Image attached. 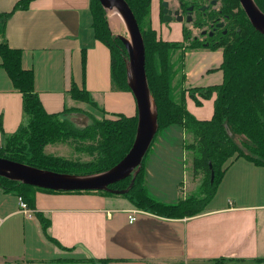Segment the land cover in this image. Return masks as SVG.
Here are the masks:
<instances>
[{"label":"crops","instance_id":"obj_1","mask_svg":"<svg viewBox=\"0 0 264 264\" xmlns=\"http://www.w3.org/2000/svg\"><path fill=\"white\" fill-rule=\"evenodd\" d=\"M18 1L0 0L1 42L20 51V65L32 71L34 91L47 113L80 126L88 123L73 111L87 107L70 95L76 84L107 118L136 115L132 93L111 89L110 51L94 36L90 0H32L15 8ZM159 14V0H152L151 26L165 34L177 24L169 36L179 40L180 23H161ZM106 18L111 30L120 27L108 13ZM221 61L220 48L185 49L183 87L219 85ZM185 95L189 113L199 120L211 118L215 94L203 99L196 93L199 105ZM26 122L23 97L1 66L0 55V147ZM184 139L181 128L169 126L153 138L142 160L146 190L162 203H176L177 188L187 184ZM219 182L234 196L210 200L202 213L183 218L138 209L123 196L42 189L29 191L33 204H26L33 213L27 217L19 210V196L0 189V264H74L83 259L106 264H264V166L233 159ZM133 210L135 220L129 222Z\"/></svg>","mask_w":264,"mask_h":264},{"label":"trees","instance_id":"obj_2","mask_svg":"<svg viewBox=\"0 0 264 264\" xmlns=\"http://www.w3.org/2000/svg\"><path fill=\"white\" fill-rule=\"evenodd\" d=\"M30 1L32 0H19L15 8L25 7ZM125 1L143 38L145 72L157 109L158 130L154 138L169 126L181 128L189 137L190 141H186L184 147L192 153L193 175L202 178L199 193L203 197L192 196L172 204L158 201L146 190L143 161L133 186L122 196L134 207L156 215L170 218L194 216L205 210L231 160L245 158L264 166V35L250 25L238 0H220V12L217 16L225 20L224 34L219 32L214 41L201 44L198 40L190 39L188 31L184 29L183 41L168 42L159 39L151 26L152 0ZM254 2L264 13V0ZM89 10L95 38L110 51L111 89L130 92L126 81L127 54L124 45L110 32L106 11L99 0H90ZM202 46L221 48L222 61L219 69L222 72V82L206 88L185 89L183 52L185 49ZM0 55L1 66L8 73L13 87L23 97V116L27 121L26 125L6 138L4 145L0 147V157L60 173L89 175L112 168L125 156L134 140L136 115L97 119L83 112L89 122L79 126L72 119L49 114L34 91L32 71L25 70L20 65V51L1 42ZM186 92L197 105L200 102L195 97L196 93L203 99H209L215 94L210 119L199 120L188 112L185 106ZM70 95L75 100L97 107L83 86L73 84ZM65 110L73 109L65 107ZM235 136H242L250 142L247 150L238 145ZM57 142L70 144L75 151L87 155L88 160L67 159L45 152L46 146ZM129 183L130 177L110 187L125 189ZM0 189L12 191L31 206L33 198L29 191L40 188L0 177ZM46 226L45 222L43 228ZM106 262L83 259L75 264Z\"/></svg>","mask_w":264,"mask_h":264},{"label":"water","instance_id":"obj_3","mask_svg":"<svg viewBox=\"0 0 264 264\" xmlns=\"http://www.w3.org/2000/svg\"><path fill=\"white\" fill-rule=\"evenodd\" d=\"M99 2L106 13L110 10L118 12L127 30L128 37L119 34L115 36L126 50V81L136 103V131L130 149L112 168L89 175L60 173L0 157V177L34 188L56 192L104 191L123 195L133 186L142 160L158 130L157 109L145 72L143 38L131 9L125 0H99ZM238 2L253 29L264 35V13L254 0H238ZM161 6L163 22H170L172 11L168 8V3L162 1ZM174 15L177 22L182 21L178 11H175ZM189 20L188 16L187 21ZM129 177L130 183L127 188L112 189L110 187Z\"/></svg>","mask_w":264,"mask_h":264},{"label":"rangeland","instance_id":"obj_4","mask_svg":"<svg viewBox=\"0 0 264 264\" xmlns=\"http://www.w3.org/2000/svg\"><path fill=\"white\" fill-rule=\"evenodd\" d=\"M169 2V4L171 5L170 7H174L176 5L175 3V0H167ZM199 3H203L202 0H198ZM218 1V0H217ZM219 5L217 4V7ZM222 21V19L220 20ZM173 23H176V22H173ZM165 24H168V23H165ZM182 27V30L181 32H183V30H187L189 31V37L191 39V37L193 36H198L200 38V35H199V30H197L196 28L192 29V30H188L189 27H191L190 24H180ZM109 27V25H108ZM165 27V26H164ZM168 27V26H167ZM169 27H174L173 28V31L175 30V27H179V25L177 24H174L172 26H169ZM168 27V28H169ZM110 32L113 34V35H116V34H119V35H122V36H125V37H128L127 35V30L124 26V23L121 22L120 23V27L116 30H111V28H109ZM180 30V29H179ZM171 28H169L167 31L165 29V34H161V33H157V37L159 39H162L164 41H176V42H181L183 41V38L181 37V33H180V38L179 40H172L174 39L173 36H169V32H173ZM168 32V33H167ZM172 38V39H171ZM203 39V38H202ZM200 38V40H198L201 44L203 43L204 40H202ZM186 44V43H185ZM221 49V48H220ZM84 103V102H83ZM77 111H75L76 113H78L79 115H82L85 117V115H83V112H86L90 115H92L94 118H99V119H111V118H107L105 114H103V112H101V110L99 109V107H94V106H91L89 104H87V107H80L76 109ZM80 110V111H78ZM84 119H87V118H84ZM85 120H81V123L85 124L84 122ZM89 121V119H88ZM87 121V122H88ZM80 126V125H79ZM84 126V125H83ZM162 131H160L158 133V136L161 134ZM234 139L236 140V142L238 143V145H240L244 150H247L248 148V144L250 143L249 141H247L244 137L242 136H235ZM185 142L187 141H190L189 140V137L185 134ZM45 152L46 153H49V154H52L54 156H60V157H64V158H67V159H81V160H88V157L87 155L83 154V153H79L77 151H75L74 148H72L70 146V144L68 143H60V142H57V143H53L51 145H48L45 147ZM191 152L190 151H187L186 153V156H185V166L186 169V180H187V184H182L181 186H179V188H177V191H178V196H177V202L180 200V199H185V198H189V197H192V196H198V197H203L202 194H200V184H201V180L202 178L199 176V175H193V172H192V168H191ZM245 159V158H243ZM228 165V164H227ZM141 168V167H140ZM227 168V166L225 167V169ZM136 178V177H135ZM156 181V179H154ZM135 181V180H134ZM225 181V180H224ZM154 183V182H153ZM224 183L225 182H219L217 187H216V192L214 194V196L212 197L211 199V202L212 201H215V202H220L221 200V197L226 195L228 193L227 189L225 186H224ZM114 189H117V188H114ZM153 190V189H152ZM234 192L232 193H228V195H232L234 196ZM113 195H116V196H119V197H122V195H119V194H113ZM214 199V200H213ZM75 264V263H74Z\"/></svg>","mask_w":264,"mask_h":264},{"label":"flooded vegetation","instance_id":"obj_5","mask_svg":"<svg viewBox=\"0 0 264 264\" xmlns=\"http://www.w3.org/2000/svg\"><path fill=\"white\" fill-rule=\"evenodd\" d=\"M162 1H166L168 8L172 11V20L170 22H177L174 12L178 11L182 21L177 23L190 24L191 27L188 30L194 28L199 30L200 38H203L204 44L214 41L218 37L219 32H222V34L226 32L225 20L221 16H217V13L220 12V0H202L203 3H199L198 0H175L176 5L173 8L170 7L171 5L167 0H159V20L161 23H165L162 20ZM217 4L219 5L218 7ZM188 16L190 17L189 21H187ZM221 19L222 21H220ZM180 30H182V27ZM188 34H190L189 31ZM200 38L198 36L191 37L194 40H200Z\"/></svg>","mask_w":264,"mask_h":264},{"label":"built area","instance_id":"obj_6","mask_svg":"<svg viewBox=\"0 0 264 264\" xmlns=\"http://www.w3.org/2000/svg\"><path fill=\"white\" fill-rule=\"evenodd\" d=\"M0 43H1V38H0ZM18 204H19V210L20 212H22L23 214H25L27 217H30L32 215V210L28 207V205L26 204V202L22 199V197H18ZM133 214H129L128 215V220L129 222H132L135 220V216L134 213L135 211L133 210L132 212Z\"/></svg>","mask_w":264,"mask_h":264},{"label":"bare ground","instance_id":"obj_7","mask_svg":"<svg viewBox=\"0 0 264 264\" xmlns=\"http://www.w3.org/2000/svg\"><path fill=\"white\" fill-rule=\"evenodd\" d=\"M108 15H110V17H113L114 18V20H115V23H116V25L117 24H120L121 22H122V20H121V17L119 16V14H118V12H116L115 10H110V11H108ZM156 135V134H155Z\"/></svg>","mask_w":264,"mask_h":264}]
</instances>
